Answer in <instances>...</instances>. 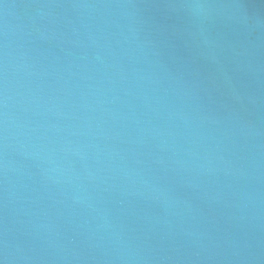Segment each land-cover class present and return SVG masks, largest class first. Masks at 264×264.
<instances>
[{
  "label": "water",
  "instance_id": "95a60500",
  "mask_svg": "<svg viewBox=\"0 0 264 264\" xmlns=\"http://www.w3.org/2000/svg\"><path fill=\"white\" fill-rule=\"evenodd\" d=\"M0 264H264V0H0Z\"/></svg>",
  "mask_w": 264,
  "mask_h": 264
}]
</instances>
